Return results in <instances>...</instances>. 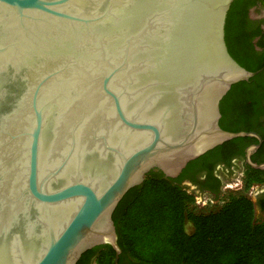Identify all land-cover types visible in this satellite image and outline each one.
Segmentation results:
<instances>
[{
  "label": "water",
  "instance_id": "water-1",
  "mask_svg": "<svg viewBox=\"0 0 264 264\" xmlns=\"http://www.w3.org/2000/svg\"><path fill=\"white\" fill-rule=\"evenodd\" d=\"M235 0H0V264L122 250L113 214L147 174L255 132L220 104L264 71L225 41ZM260 144L246 151L252 161ZM185 186H192L184 182Z\"/></svg>",
  "mask_w": 264,
  "mask_h": 264
},
{
  "label": "trees",
  "instance_id": "trees-1",
  "mask_svg": "<svg viewBox=\"0 0 264 264\" xmlns=\"http://www.w3.org/2000/svg\"><path fill=\"white\" fill-rule=\"evenodd\" d=\"M246 1L232 3L226 20L225 41L230 55L242 67L255 72L264 63L249 66L232 47L237 14ZM263 74L233 85L223 98L220 104L222 129L251 132L258 126L262 113L256 104L264 94L257 82ZM243 141L256 140L243 137L226 142L190 162L176 179L152 170L141 186L131 189L113 214L122 250L119 264H264V219L256 220L257 208L264 211V195L258 202L244 195H231L219 211L203 215L191 211L195 196L183 185L188 173L198 164ZM263 182L264 171L248 167L244 189ZM187 222L194 227L192 234L186 230ZM114 260V249L105 245L85 252L77 264H114Z\"/></svg>",
  "mask_w": 264,
  "mask_h": 264
},
{
  "label": "flooded vegetation",
  "instance_id": "flooded-vegetation-1",
  "mask_svg": "<svg viewBox=\"0 0 264 264\" xmlns=\"http://www.w3.org/2000/svg\"><path fill=\"white\" fill-rule=\"evenodd\" d=\"M242 5L237 14L236 25L233 28L232 47L244 63L257 67L264 63V0H247ZM257 87L264 94V74L257 82ZM259 100L256 106L262 114L258 126L251 132L259 134L262 142L260 143L259 140L253 138L256 141H243L233 144L232 148L224 150L219 156L198 164L194 170L188 173L185 181L192 184L188 187L193 190L195 196H208L216 199L217 203L221 201L224 197L223 189L226 174L235 175L242 172L245 176L248 167L252 168L246 163V151L253 145L260 144L251 156L252 161L259 165L264 164V96ZM255 185L258 189V202L264 195V182ZM259 210L264 213L261 209Z\"/></svg>",
  "mask_w": 264,
  "mask_h": 264
},
{
  "label": "rangeland",
  "instance_id": "rangeland-1",
  "mask_svg": "<svg viewBox=\"0 0 264 264\" xmlns=\"http://www.w3.org/2000/svg\"><path fill=\"white\" fill-rule=\"evenodd\" d=\"M244 180V175L242 172H238L237 174H232V173H227L226 178L224 179V197L222 198L221 201L218 203L216 202V199H212L208 196H198L197 201L195 200L194 204L191 206V211L195 214H203L207 215L210 213H214L219 211L225 203L228 202L229 196L234 195V196H240L244 195L248 198H250L252 201L257 202V188L255 186V189H249V190H243L237 191V187H235V184H238L239 182ZM230 184L235 187V189H227L226 186ZM257 189V190H256ZM199 203H196L198 202ZM213 200L214 202H212ZM206 203V204H205ZM264 219V213L260 212V210L257 208L256 212V220L260 221ZM186 230L189 234H192L194 232V227L190 222L186 223Z\"/></svg>",
  "mask_w": 264,
  "mask_h": 264
},
{
  "label": "built area",
  "instance_id": "built-area-1",
  "mask_svg": "<svg viewBox=\"0 0 264 264\" xmlns=\"http://www.w3.org/2000/svg\"><path fill=\"white\" fill-rule=\"evenodd\" d=\"M255 186L256 185H253L250 189H252V190H254L255 189ZM235 187H237L238 189H237V191L238 190H240V191H243V190H245L244 189V183H243V181H241V182H239L238 184H235ZM235 187L234 186H232V185H230V184H228L227 186H226V188L227 189H235ZM257 188V187H256ZM257 190V189H256ZM258 192V191H257ZM257 192L255 193V194H257ZM189 193H193V190L190 188L189 189ZM195 196V195H194ZM197 198H198V196H195V200L197 201ZM212 202H214L213 200H211ZM196 203H199V200H198V202H196ZM206 204V203H205Z\"/></svg>",
  "mask_w": 264,
  "mask_h": 264
}]
</instances>
